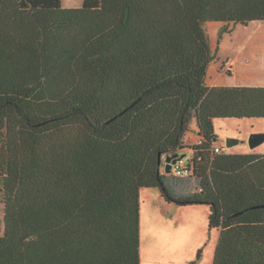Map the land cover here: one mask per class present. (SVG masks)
I'll use <instances>...</instances> for the list:
<instances>
[{
	"label": "trees",
	"instance_id": "trees-1",
	"mask_svg": "<svg viewBox=\"0 0 264 264\" xmlns=\"http://www.w3.org/2000/svg\"><path fill=\"white\" fill-rule=\"evenodd\" d=\"M217 21L264 0H0V264H140L142 189L209 207L212 264H264V155L213 151L264 87L206 86ZM186 151L191 175L165 173Z\"/></svg>",
	"mask_w": 264,
	"mask_h": 264
},
{
	"label": "rangeland",
	"instance_id": "rangeland-1",
	"mask_svg": "<svg viewBox=\"0 0 264 264\" xmlns=\"http://www.w3.org/2000/svg\"><path fill=\"white\" fill-rule=\"evenodd\" d=\"M77 1L81 4L82 0ZM243 25L233 22L202 24L210 49V70L221 73L218 80L225 86L236 82L264 84V73L256 72L260 69L255 68L254 63L252 74L241 64L245 57L250 62H264V23ZM213 128L217 136L214 146L224 149L223 153L264 155V140L253 148L248 143L251 135L264 136V119H214ZM185 139L189 143L199 139L194 119ZM226 139L238 142L227 148ZM188 158V155L184 157L183 162ZM196 206L198 212L193 206L179 207L165 202L158 189L142 190L140 264H212L218 232L208 229V206ZM3 227L0 193V236Z\"/></svg>",
	"mask_w": 264,
	"mask_h": 264
},
{
	"label": "crops",
	"instance_id": "crops-1",
	"mask_svg": "<svg viewBox=\"0 0 264 264\" xmlns=\"http://www.w3.org/2000/svg\"><path fill=\"white\" fill-rule=\"evenodd\" d=\"M61 4H62L63 7H67V8L79 7L81 5L80 2L77 1V0H61ZM217 23H229V22L217 21ZM249 23H264V21H251V22H248L247 24H249ZM243 26H245V25H243ZM226 36H227V34L224 37H226ZM223 41H224V39H223ZM253 63L255 64V68L260 69V70H258L256 72H260L261 71V72L264 73V62L263 61L262 62L260 61L258 63H256V62H250V60H248V58L245 57L244 60H242V63L241 64H242V67L244 68V70H249V71H246V72H248L249 74H252L253 72H255V70L252 69V64ZM257 66H259V67H257ZM220 74H221L220 72H216V71H213V70L211 71L210 70V64H209L208 69H207V73H206V77H205V84H206V86H208V87H264V84H262V83H258V84L255 83V84H250V85L248 84L247 85V84H240L238 82H236V84H233L232 86H225V84H223L222 82H220L218 80ZM198 143H200V139H198L197 142L189 143V144L190 145H194V144H198ZM183 155H185V157L188 155L189 158H191V152L190 151H186ZM142 190L140 191V229H141V214H142V212H141V192H142ZM159 194H160V192H159ZM160 198H162L161 197V194H160ZM192 208H197L196 209L197 210L196 212H198V208L199 207H197L195 205ZM218 236H219V233H218ZM140 237H141V231H140Z\"/></svg>",
	"mask_w": 264,
	"mask_h": 264
},
{
	"label": "water",
	"instance_id": "water-1",
	"mask_svg": "<svg viewBox=\"0 0 264 264\" xmlns=\"http://www.w3.org/2000/svg\"><path fill=\"white\" fill-rule=\"evenodd\" d=\"M264 140V136L263 135H251L248 143L250 145L251 148L257 146L258 144L262 143ZM238 141L233 140V139H226V147L230 148L232 147L234 144H236ZM185 155H172L169 156L167 158L164 159V172L167 174H170L172 172V167L174 164H176L177 162L181 161L182 159H184ZM159 163H161V159L159 160Z\"/></svg>",
	"mask_w": 264,
	"mask_h": 264
},
{
	"label": "built area",
	"instance_id": "built-area-1",
	"mask_svg": "<svg viewBox=\"0 0 264 264\" xmlns=\"http://www.w3.org/2000/svg\"><path fill=\"white\" fill-rule=\"evenodd\" d=\"M214 153H223L224 149L219 147H214ZM191 158L183 162V159L173 165L172 171L178 176L188 177L191 175Z\"/></svg>",
	"mask_w": 264,
	"mask_h": 264
}]
</instances>
